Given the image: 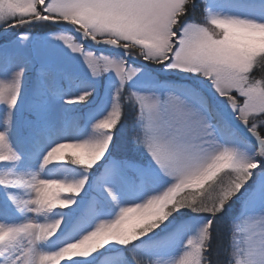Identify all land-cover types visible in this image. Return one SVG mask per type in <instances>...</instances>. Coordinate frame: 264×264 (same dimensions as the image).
<instances>
[{
    "label": "snow or ice",
    "instance_id": "1",
    "mask_svg": "<svg viewBox=\"0 0 264 264\" xmlns=\"http://www.w3.org/2000/svg\"><path fill=\"white\" fill-rule=\"evenodd\" d=\"M0 264H264V0H0Z\"/></svg>",
    "mask_w": 264,
    "mask_h": 264
}]
</instances>
